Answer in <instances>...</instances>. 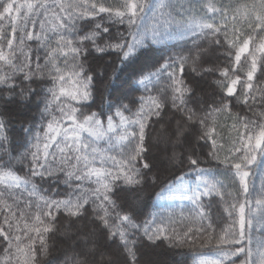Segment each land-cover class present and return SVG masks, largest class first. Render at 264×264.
Instances as JSON below:
<instances>
[{
    "label": "snow or ice",
    "instance_id": "6c2138e0",
    "mask_svg": "<svg viewBox=\"0 0 264 264\" xmlns=\"http://www.w3.org/2000/svg\"><path fill=\"white\" fill-rule=\"evenodd\" d=\"M186 35L196 37L188 54L134 74L144 94L91 110L94 61L115 54L122 68ZM209 76L219 92L198 97ZM33 97L39 121L22 127L20 143L0 116V264H42L62 224L76 229L62 264H140L141 234L152 244L213 246L217 258L200 264H264V186L249 198L252 168L264 167V0H0V101ZM156 123L166 129L167 162L200 178L185 197L194 224L182 233L155 217L138 223L121 197L157 167L146 143ZM202 158L223 167L203 168ZM214 196L227 216L219 232Z\"/></svg>",
    "mask_w": 264,
    "mask_h": 264
},
{
    "label": "trees",
    "instance_id": "16d2710c",
    "mask_svg": "<svg viewBox=\"0 0 264 264\" xmlns=\"http://www.w3.org/2000/svg\"><path fill=\"white\" fill-rule=\"evenodd\" d=\"M193 40H196V37L191 35L173 36L159 45H153L149 50H141L143 54H138L137 59L126 62L122 68L118 65L115 54H104L102 59H97L92 63V67L96 70V76L94 78L93 100L90 102L91 110L107 113L110 104L116 105L121 101L128 103L130 100H136L144 93L142 89L134 90V74L141 70L151 71V66L161 57L166 58L169 55L181 53L188 54V50L193 48ZM199 43L207 46L203 40ZM114 75L118 76L115 81L112 80ZM196 79L200 80V77H196ZM213 80L214 77L209 76L206 80L201 81L197 91L198 97L207 99L214 91L219 92ZM114 110L113 108V112ZM0 116H3L5 121L10 123L9 136L13 143H20L24 138V133L21 131L22 127L35 125L39 121V110L36 106L35 97L24 102L18 98L8 102L0 101ZM165 131L166 129L161 127L159 123L150 125L147 130L148 139H146V143L150 145V158L156 160L157 167L144 178V184L142 187L138 186V191L122 192L121 197L128 200L137 209L138 223H144V221L155 217L158 225L163 224L167 226L169 231L175 229L176 232L182 233L194 224L193 214L196 211V205L185 197L191 195L192 190L196 189L200 178L196 172L190 171L187 166H173L167 162L163 151L165 146L161 140ZM100 147H107L106 142L100 141ZM206 151L207 149H205V153ZM168 154H171V148H169ZM19 167L22 166L18 165ZM201 167L215 170L222 169L223 166L218 165L211 158L206 160L202 158ZM152 176L156 177L155 183L152 182ZM181 176H183V181L180 180ZM208 178L212 179L213 177L210 175ZM217 178L219 177L217 176ZM177 184H183L187 191L181 196L171 197L170 200L159 203V197L167 189ZM262 186H264V167L253 166L249 177V198L254 201ZM60 191L63 193V185L60 186ZM240 199L243 200V196ZM203 203L207 205L209 203L208 198H204ZM211 215L214 226L219 232L220 228L224 227L227 222V216L223 211L219 197L211 198ZM90 227L91 224L85 220L84 231ZM58 229L54 234H50L49 254L43 258L42 264H48L49 261L62 264L66 258L73 256L72 237L75 235L76 229L70 228L66 224L59 225ZM258 235H264V229H261ZM137 247L140 264H200L201 260L211 261L217 258L214 247L201 246L200 241L191 247L188 245L174 247L169 246L168 242L163 239L152 244L141 234L137 238ZM253 247H255V239Z\"/></svg>",
    "mask_w": 264,
    "mask_h": 264
},
{
    "label": "rangeland",
    "instance_id": "374dc122",
    "mask_svg": "<svg viewBox=\"0 0 264 264\" xmlns=\"http://www.w3.org/2000/svg\"><path fill=\"white\" fill-rule=\"evenodd\" d=\"M187 190L186 188L184 187L183 184H177V185H174L172 187H170L169 189L166 190V192L162 195V196H158L160 199H159V203H162L164 201H168L170 200V198L172 197H177V196H181L182 193H185Z\"/></svg>",
    "mask_w": 264,
    "mask_h": 264
}]
</instances>
